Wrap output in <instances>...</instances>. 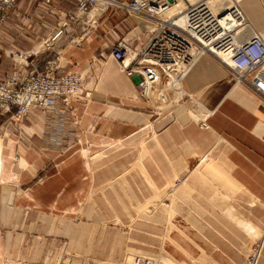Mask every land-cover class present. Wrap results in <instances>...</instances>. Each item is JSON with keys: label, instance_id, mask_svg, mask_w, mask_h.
Returning a JSON list of instances; mask_svg holds the SVG:
<instances>
[{"label": "crops", "instance_id": "crops-1", "mask_svg": "<svg viewBox=\"0 0 264 264\" xmlns=\"http://www.w3.org/2000/svg\"><path fill=\"white\" fill-rule=\"evenodd\" d=\"M240 7L249 22L247 37L264 36V0H243ZM97 19V29L62 55L65 72H79L87 63L102 67L97 79L92 72L87 75L90 102L73 103L68 109L56 104L52 110H33L20 122L0 117V264H57L62 252L75 257V226L81 221L90 226L89 236L101 221H135L131 247L148 254L152 219H163L164 236L172 235L166 222L172 219L170 211H157L162 200H157L156 193H164L176 179L183 186L180 197L174 199L181 207L175 219L214 217L212 212L197 216L188 212L189 204L199 203L197 188L204 184L211 190L202 193L207 197L202 203L222 204L221 189L226 186L232 189L228 198L238 188L264 213V95L248 81L239 83L234 71L207 54L183 82L184 99L192 100L200 110L186 112L184 101L174 111L173 107L160 113L175 119L157 130L162 120L153 113L154 103L138 96L139 78L122 72L110 57V47L118 38L124 36L139 46L148 35L132 36L139 19L126 18L122 11H108ZM11 69V59L1 55L0 79ZM194 160L205 166L202 171L192 169ZM221 172L227 185L220 183ZM95 187L112 189L105 190V198L102 193L95 210L89 212ZM233 195L227 200L228 208L236 202ZM163 202L174 204L168 198ZM219 214L227 221L235 218L230 211ZM243 224L264 238V227L253 221ZM180 226L176 244L181 253L187 255L192 245L204 251L199 240L188 235V227ZM233 226L228 224L211 244L212 258L218 264L230 260L235 249ZM120 227L116 234L124 237L126 226ZM126 248L121 246L114 254L109 251L110 258L121 259ZM185 255L166 258L172 264H192ZM257 264H264V246Z\"/></svg>", "mask_w": 264, "mask_h": 264}, {"label": "built area", "instance_id": "built-area-1", "mask_svg": "<svg viewBox=\"0 0 264 264\" xmlns=\"http://www.w3.org/2000/svg\"><path fill=\"white\" fill-rule=\"evenodd\" d=\"M18 1L0 0V27L5 25ZM36 1L49 6L53 0ZM74 1L75 7L64 14L58 27L44 39V47L51 50L62 40L80 45L97 29V18L108 11H122L126 18L153 25L152 29H146L148 37L143 44L137 46L123 36L110 47V55L120 63L124 73L139 78L138 96L154 103L153 113L158 119L167 117L158 113V109L179 95L187 75L207 54L234 71L238 82L248 81L264 95V36L254 33L247 37L249 22L240 7L242 0H233L234 4L223 13L214 11L206 0H199L169 19L163 16L179 0ZM98 7L101 11L95 15ZM9 54L12 69L0 79V117L20 122L33 110L46 111L56 104L68 109L73 103L90 102L87 73L65 72L59 52L53 58L45 55V51ZM200 123L207 129L205 121ZM262 246L261 241L255 243L247 264L258 263ZM73 258L68 256L62 261L59 257L57 264H73ZM132 263L157 264L141 255H136Z\"/></svg>", "mask_w": 264, "mask_h": 264}, {"label": "rangeland", "instance_id": "rangeland-1", "mask_svg": "<svg viewBox=\"0 0 264 264\" xmlns=\"http://www.w3.org/2000/svg\"><path fill=\"white\" fill-rule=\"evenodd\" d=\"M74 7V0H53L52 4L49 6H45L44 4L36 0H19L15 9L9 12L5 25L0 27V47L2 49L0 55H5L6 58H10L12 61V57L9 54V52L11 51L37 54L45 51V55L49 56V58L57 56L56 54L59 52L60 55L58 57L60 58V65L63 66L62 64L64 63V60L62 59V55L64 50L71 46L74 47L78 45L69 42V40H62L59 44L55 45L53 49L47 50L43 45V41L48 37L49 34L52 33V31H54V29L58 27L61 20L64 18V14ZM163 17L165 19L168 18L166 14ZM138 22L140 25L137 29L134 30L135 32L132 36L142 32L145 33L146 29H152L154 27L153 25L146 23L141 19H139ZM5 29L6 31H8V35H5L3 33ZM101 70L102 67H98V65H95V63H87L79 72L75 73L84 72L89 76V74H91L92 72L94 76L96 75L97 79V76H99ZM87 75L86 85L89 83V78ZM88 93L90 92L88 91ZM176 98L172 101V103L176 100ZM188 99L189 98L187 97H185L184 99L186 112H196L200 110L192 100L188 101ZM177 107L178 105L175 106L172 111H174ZM171 117L175 119V116ZM140 139L143 140V138ZM147 140L148 139H145V141ZM142 144H144V142ZM199 164L200 163L198 160H194L192 163V169H198L199 172L202 171L205 166H199ZM208 174V176L212 174L211 170H209ZM175 181H172L167 187H165L164 193H161L160 191L156 193L157 200H162V204L156 205L157 211L161 213L170 211V216L172 217V219H166V222H170L172 232L171 237L169 235L164 236L163 228L165 221L163 219H152L151 223L153 240L149 245L151 251L146 254V252L143 250H133L131 247V226L135 221H101L99 226L93 229L92 232H94V235L91 236L87 235L90 226L84 224L83 221H81L79 225L75 226L76 240L74 249L76 256L73 258V264H131L132 261L130 262L127 259L128 257H131L133 259L134 255H151V259L155 263L169 264V260L166 257H171V254L177 256L178 258H183L185 255L184 252L181 253L180 247L176 244V241L180 238L179 233L181 224H184V226L188 227L190 231L188 235L192 238H197L199 240V243L202 245L201 247L205 248V250L202 251L195 245H192V250L187 252V255H185V257H187L186 259L191 260L192 264H218L212 258L213 252L210 251L211 244L213 240L217 238L218 234L225 232V228H227V225L232 223H234L233 229L235 233V249L230 253V260L227 259L225 261V264H247L248 256L250 255L255 243L260 241V239L257 237L256 231H253L250 227L248 229L244 228L246 224H243V221H253L261 227H264V219H260V216L263 217L264 213L261 212L257 207H255L254 204L247 201V199H245L238 188H236L235 193H233L235 194L234 199L236 200V202L232 205L230 204V207L228 208L227 200H231L232 196L234 195L232 194V196H230L229 198L227 197L228 191L232 189H228V187L226 186L221 189V191L224 192V196L220 197L222 204L218 202L216 203V201L214 200L213 204L202 203L201 201L207 198L206 196L203 197V195L209 193L211 190L210 185L204 184L203 186L200 185L199 188H197V191L199 190V193H196L197 191H195L197 196L199 195L197 197L199 203L189 204L188 212H193L192 214L189 213V215L193 216H197L200 214L202 215V213L205 212H212L214 213V217L211 219H188L184 221L175 219V217L179 215L181 207L180 204H175L174 199L180 197L181 187L183 186L180 185L181 180L176 179ZM197 181L199 184H202L201 179ZM224 182L225 185H227V178L225 175H222L221 172L220 183L224 184ZM109 189L112 188L103 189L100 187H95L93 189V194L88 203L87 210L89 212L95 210L94 207L96 205V202H99V198L100 196H102V193L105 198V190L109 191ZM165 198H168L171 201L173 199L174 204H171V207L170 203L166 205L163 202ZM113 201H115V199H113ZM169 207L171 210H169ZM227 211L234 213L235 218L233 222L231 219L230 221H227L226 219L218 218L219 213ZM109 222L111 224H108ZM117 225H119V227ZM120 226H126L125 231L127 230L126 232H128V234L124 237L116 234L117 231L121 229ZM109 227H111L112 229L109 230ZM117 227L119 229H117ZM98 233L101 234L98 235ZM189 236L187 237L190 238ZM171 239L172 242L170 243ZM164 240L166 241V244H164ZM106 242H109V244H106ZM121 246L127 247V252L122 254L121 259L119 257L115 259L113 255L110 258V254H114L115 249H119ZM109 251L111 252L110 254ZM64 253L65 252H62V256H60V260L62 261L68 257V254L67 256H65L66 253ZM108 255L109 258H106V256ZM89 256L91 258H88ZM170 262L172 261L170 260Z\"/></svg>", "mask_w": 264, "mask_h": 264}, {"label": "bare ground", "instance_id": "bare-ground-1", "mask_svg": "<svg viewBox=\"0 0 264 264\" xmlns=\"http://www.w3.org/2000/svg\"><path fill=\"white\" fill-rule=\"evenodd\" d=\"M197 1L199 0H179V2L174 5L167 13V19L169 18H172L174 17L175 15L179 14L181 11H183L186 7L190 6L191 4H194L196 3ZM208 2V4L210 5V7L216 11L217 13H223L224 11L227 10V8H229L231 5L234 4V1L233 0H206ZM243 1V0H242ZM241 1V2H242ZM240 2V3H241ZM99 8V7H98ZM101 9V7L99 8ZM99 13L98 10H96L95 12V15ZM164 18V17H163ZM165 19V18H164ZM111 57V55H110ZM116 62V61H115ZM120 66V63L117 62ZM240 83V82H239ZM180 86V85H179ZM181 88V91L179 92V95L177 96L176 100L173 102V103H170L169 105L167 106H162L158 109V113H164L166 112L167 110L170 111V109H172L173 107L183 103L185 100L183 99V95L185 94V91H184V88L183 86L180 87ZM54 107H50L49 109L52 110ZM208 126V125H207ZM260 241L262 242V245L264 246V238L260 239ZM263 246H262V249H263ZM262 252V251H261ZM136 255L133 256V258L135 257ZM132 258H128V261H133V259L131 260ZM165 260V259H163ZM167 261V260H166ZM160 262V261H159ZM100 264V263H99ZM108 264V263H107ZM132 264V263H131ZM169 264H172L170 261H169Z\"/></svg>", "mask_w": 264, "mask_h": 264}, {"label": "water", "instance_id": "water-1", "mask_svg": "<svg viewBox=\"0 0 264 264\" xmlns=\"http://www.w3.org/2000/svg\"><path fill=\"white\" fill-rule=\"evenodd\" d=\"M173 121V117H167L165 118L164 120H162L158 126L156 127L157 130H160V129H163L165 128L166 126H168L171 122Z\"/></svg>", "mask_w": 264, "mask_h": 264}]
</instances>
